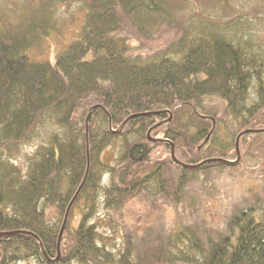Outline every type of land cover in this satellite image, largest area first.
I'll use <instances>...</instances> for the list:
<instances>
[{
	"label": "trees",
	"instance_id": "16d2710c",
	"mask_svg": "<svg viewBox=\"0 0 264 264\" xmlns=\"http://www.w3.org/2000/svg\"><path fill=\"white\" fill-rule=\"evenodd\" d=\"M79 1L86 9L81 30L53 62L28 55L43 36L42 20L40 26L0 27V264L27 259L38 264H264V186L236 202L217 228L187 225L136 254L129 246L117 256L106 248L91 219L99 191L103 208L115 210L153 181L164 200L179 203L194 172L226 166L201 161L232 160L238 154L237 165L229 167L251 156L261 165L258 177L264 182V132L243 134L237 150L233 140L251 123H264V64L216 32L192 34L185 28L155 54L133 53L128 30L154 40L150 26L172 24L169 1L161 0L165 8L155 0ZM145 10L166 17L145 16ZM253 78L257 98L247 103ZM133 114L141 115L128 118ZM46 120L56 127L49 139L17 164L14 156ZM231 121L235 131L223 142L217 135ZM150 127L152 136L168 141H148ZM116 141L118 162H103L102 150ZM171 143L180 161L199 165L189 169L173 163ZM154 147L163 153L150 156ZM87 158V176L69 209L60 257L50 263ZM77 206L82 213L71 225ZM15 230L25 232L8 234Z\"/></svg>",
	"mask_w": 264,
	"mask_h": 264
},
{
	"label": "rangeland",
	"instance_id": "374dc122",
	"mask_svg": "<svg viewBox=\"0 0 264 264\" xmlns=\"http://www.w3.org/2000/svg\"><path fill=\"white\" fill-rule=\"evenodd\" d=\"M147 1V0H146ZM159 7H167V3L155 0ZM173 7L168 9L172 21L170 23L150 26L151 40H143L128 30L133 53L152 55L165 49L181 31L188 30L192 34L203 31L205 34L216 32L222 37L240 46L249 58L256 63L264 64V0H167ZM47 7V8H46ZM84 4L79 0H0V27L4 25H39L42 20L43 35L28 51L35 61L53 62L56 54L63 51L68 43L77 38L86 16ZM145 16L166 17L165 13L143 11ZM45 20H47L45 22ZM154 28V29H153ZM214 34V33H213ZM131 51L128 53H132ZM264 76V75H263ZM251 82L247 103L257 97L255 78ZM220 111L223 103L219 102ZM219 109V108H218ZM214 110L217 111V108ZM263 122H253L248 128H262ZM56 127L51 121H44L37 128L35 136L22 145L20 152L14 156L17 164H24L26 157L40 144L46 143ZM236 128L231 121L228 127L218 133L223 142L230 141ZM121 146L114 142L101 152L105 163L118 162ZM163 151L154 147L150 156H157ZM241 157V155H240ZM236 158V157H235ZM234 158V159H235ZM243 162L236 168L222 166L208 171L194 172V176L185 189V197L177 203L163 199L156 193L155 182L150 181L148 188L133 200L118 209L103 208L102 192L97 196V212L92 219L103 236L106 248L114 256L128 246L136 254L144 252L165 241L167 236L184 229L187 225H209L211 228L222 226L233 205L245 195L260 192L264 182L259 179L262 172L259 162L251 156H243ZM233 160V159H232ZM173 168L171 174H176ZM102 183L107 175L102 173ZM196 207V208H194ZM80 206L74 207L70 216V224L75 225L81 215ZM194 208V209H193ZM16 264H38L34 259H27Z\"/></svg>",
	"mask_w": 264,
	"mask_h": 264
},
{
	"label": "water",
	"instance_id": "95a60500",
	"mask_svg": "<svg viewBox=\"0 0 264 264\" xmlns=\"http://www.w3.org/2000/svg\"><path fill=\"white\" fill-rule=\"evenodd\" d=\"M137 115H141V114H133V115H131V116H129L128 118H132V117H134V116H137ZM170 117H171V115L169 116V118H168V120H170ZM152 128L153 127H150L148 130H147V132H146V138H147V140L148 141H150V142H160V141H168V140H166V139H159V138H156V137H154V136H152L151 135V130H152ZM109 129L110 130H112V132H119V130H115V129H113L112 127H111V125H109ZM259 133V132H264V127L263 128H259V129H250V128H245V129H241V131L235 136V150H237L238 149V143H239V138H240V136H242L243 134H246V133ZM86 135H87V126H86ZM86 141H87V137H86ZM173 144L171 143V145H170V156H171V158H172V160L174 161L173 163H176V164H178V165H180L181 167H184V168H189V169H191V168H194V167H196L197 165H199V163H197V164H189V163H184L183 161H180L176 156H175V153H173L174 152V150H173ZM87 156H88V149H87ZM239 158H240V155H237V157L234 159V160H226L225 158H221V157H213L212 159L211 158H207V159H204L203 161H201L202 163H206V162H211V161H213V162H219V161H221V162H223L224 164H226V165H228V166H233V165H235V164H237V162L239 161ZM89 166V162H88V158H87V165H86V171H85V173H84V176L82 177L83 179H82V181H81V183H80V185L78 186V188H76L77 190L75 191V193H74V195H73V197L71 198V200H70V202H69V204L67 205V208H66V210H65V213H64V215H63V219L61 220L62 222H61V226H60V229H59V232H58V236H57V239H56V251H57V255H56V257H54V258H48V261H50V263L51 262H55V261H57L58 259H59V257H60V240H61V238H62V234H63V230H64V228H65V225H66V222H67V219H68V215H69V209L71 208V206H72V204H73V202H74V200H75V198H76V196H77V194L79 193V191H80V189H81V187L83 186V184H84V181H85V179H86V176H87V172H88V167ZM23 232H25L24 230H15V231H11L10 233H8V234H11V235H13V234H17V233H23ZM26 233H29V234H31V235H34V236H36L33 232H31V231H28V232H26Z\"/></svg>",
	"mask_w": 264,
	"mask_h": 264
}]
</instances>
